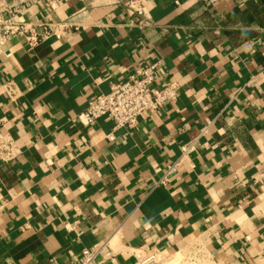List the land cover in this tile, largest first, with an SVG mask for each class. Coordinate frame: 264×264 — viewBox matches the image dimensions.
Segmentation results:
<instances>
[{"label": "crops", "instance_id": "0c3cea01", "mask_svg": "<svg viewBox=\"0 0 264 264\" xmlns=\"http://www.w3.org/2000/svg\"><path fill=\"white\" fill-rule=\"evenodd\" d=\"M132 1L43 0L18 17L63 37L0 53V132L22 151L0 163V264H79L103 244L119 264L152 248L264 264V0H144L143 30ZM157 61L154 89L178 82L176 102L134 129L80 119Z\"/></svg>", "mask_w": 264, "mask_h": 264}, {"label": "built area", "instance_id": "2783aa9c", "mask_svg": "<svg viewBox=\"0 0 264 264\" xmlns=\"http://www.w3.org/2000/svg\"><path fill=\"white\" fill-rule=\"evenodd\" d=\"M42 1L13 0L12 3H9L8 0H0V53H4L8 44L16 38H23L28 49L32 50L52 36L63 37L58 31L51 33L44 30V33L39 34L35 26L18 20L19 16ZM187 1L200 2L210 8L220 0ZM145 7L144 0H134L126 4L127 10L141 30L151 25ZM161 64L160 61H157L140 66L127 80L113 83L108 94L95 96L90 100L87 110L80 116V119L84 120L86 124H93L100 119L108 118L112 121L114 130L134 129L141 119L158 113L171 102H176L182 90L178 82H165L159 89H154ZM3 90L8 99L14 103L18 102L22 96L14 82L4 84ZM109 138L114 139L113 135ZM192 148V146L183 148V156L190 153ZM21 155L22 151L16 140L12 136L0 132V163H13ZM180 164L181 161L170 172H174ZM104 251H106L107 262L119 264L118 254L108 244L82 250L79 264H102L98 257ZM134 257L136 264H164L172 258L159 248L137 250ZM188 261L189 264H203L200 257L191 258Z\"/></svg>", "mask_w": 264, "mask_h": 264}, {"label": "rangeland", "instance_id": "374dc122", "mask_svg": "<svg viewBox=\"0 0 264 264\" xmlns=\"http://www.w3.org/2000/svg\"><path fill=\"white\" fill-rule=\"evenodd\" d=\"M164 264H187V259L183 258L182 255H179L177 257L171 258L168 262Z\"/></svg>", "mask_w": 264, "mask_h": 264}]
</instances>
